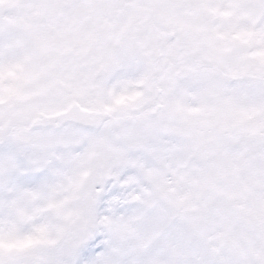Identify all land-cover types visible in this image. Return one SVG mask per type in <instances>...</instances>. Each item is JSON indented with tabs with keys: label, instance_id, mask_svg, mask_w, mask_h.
<instances>
[{
	"label": "snow or ice",
	"instance_id": "obj_1",
	"mask_svg": "<svg viewBox=\"0 0 264 264\" xmlns=\"http://www.w3.org/2000/svg\"><path fill=\"white\" fill-rule=\"evenodd\" d=\"M0 264H264V0H0Z\"/></svg>",
	"mask_w": 264,
	"mask_h": 264
}]
</instances>
